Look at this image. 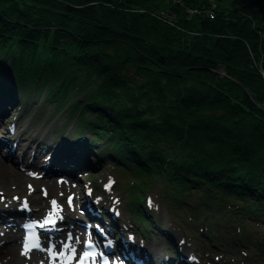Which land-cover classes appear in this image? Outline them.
<instances>
[{"label": "trees", "instance_id": "trees-1", "mask_svg": "<svg viewBox=\"0 0 264 264\" xmlns=\"http://www.w3.org/2000/svg\"><path fill=\"white\" fill-rule=\"evenodd\" d=\"M210 1L0 0V87L67 111L57 136L68 155L130 173L138 225L161 185L181 229L213 249L264 254L262 20Z\"/></svg>", "mask_w": 264, "mask_h": 264}, {"label": "rangeland", "instance_id": "rangeland-1", "mask_svg": "<svg viewBox=\"0 0 264 264\" xmlns=\"http://www.w3.org/2000/svg\"><path fill=\"white\" fill-rule=\"evenodd\" d=\"M215 0H212L210 2H214ZM209 2V3H210ZM216 2V1H215ZM220 4L223 7H229L234 8L235 5H233L232 0H221ZM237 4V3H236ZM238 5V4H237ZM241 7L240 5H238ZM204 11V10H203ZM4 77L3 81L8 83H13V76L10 72V67L7 66L4 71ZM44 99V95L38 99H36L34 96L27 94L25 98L21 99V102H18V105L14 108L13 113L7 114L5 118L1 119L0 122V137H5L8 139H21L24 138L26 140L24 145L22 146V150L14 149L11 147H17L19 145L15 144L13 140L8 141V143H11L9 146L5 147L2 145L0 147V158L2 160H5L4 155L10 154V162L8 163H15V164H21L20 167L27 166L31 164L32 157L35 156V154H38L41 159L45 158V161L49 160V155L45 154V152L50 149H53L52 147H61L62 143H65V140L67 136L65 134L58 135V131L60 132L64 129V125L68 122V115L69 113L65 111L64 113H61L58 110H54L52 107H43L42 101ZM13 109V107H10ZM4 109V107H3ZM8 110V109H6ZM11 111V110H10ZM9 112V110H8ZM22 119V120H21ZM18 124L16 127L15 125ZM25 133H28L25 136ZM3 140V139H2ZM4 142V141H1ZM15 144V145H14ZM13 150V151H12ZM3 152V153H2ZM60 152V150H59ZM2 153V154H1ZM56 153V152H55ZM3 155V156H2ZM28 156V161L24 162V158L22 159V156ZM41 155V156H40ZM59 153L57 152V156ZM50 160V167L52 168L53 172L58 173L57 176H46L45 171L40 166L38 170H36V173L34 176H43V179L38 178H32L29 174L30 169L24 168V171H18L19 173H22L25 182L22 187H17L16 183L13 178H0V202L4 203H12L21 208L23 206V202H28L30 205H32V209L37 211L35 213V216L44 214L48 211H50V204L47 206H36L35 203V197L37 195L36 191L40 192V196L42 197L41 192H43L44 195H47L49 198V201L51 202L55 200L56 195H61L60 190L62 188H66L67 186H73L77 187V191H73L71 193L65 194L63 198V204L67 207L72 209V214L76 213V215L79 216V207L81 206V203H84L86 201V198H90L91 202L88 200V206L92 209L99 212L101 209H107L109 211L114 210L119 213V226L121 230L119 231L120 234L121 231L124 228H127L130 232L127 234V238L123 236L124 239L129 240L128 238L133 241V244L136 243L138 245H142V242L146 244L149 243L148 246H146L148 249L146 250H152L153 252H156L157 250H160V254L165 253V256H168L167 248L168 246L171 248V244L168 242L166 243L164 239H162L161 232L162 230L164 232H168L170 236H172V239H174V242L177 244H181V246L185 249L186 254L184 255V259L186 260H194L196 258L199 261V264H225L222 256L224 254L228 255L226 249L225 251L220 252L218 250L217 252L211 251L210 252H204L201 251L200 248L197 246L199 244L197 241L193 240V237L189 231L186 233L181 232V230L178 227V224L172 219V217L169 215V211H167L166 206L161 202L160 195H161V188L159 186H156L152 188L148 192V199H150V214L153 219L154 227L155 229L152 230L150 233V238L148 240H144L138 233L135 231V226L130 222V213L127 208V204L129 199V196L126 195L124 191V184L121 181V175L119 173L114 172V170H111L109 166L107 165H101V168L98 170H92L90 168H86L87 171L84 169H78L77 171H72L71 169H68L66 167H62L57 164L56 160H58V157ZM7 163V160H5ZM87 163V162H86ZM49 164V163H45ZM13 166V165H12ZM45 166V165H44ZM30 167V166H27ZM76 168V167H75ZM72 171V172H71ZM72 175V176H71ZM58 177H62L58 178ZM64 181L65 183L60 184L59 180ZM117 179V181H116ZM132 179V178H130ZM128 178H124V180L127 182L130 181ZM35 181V182H34ZM113 181V182H111ZM132 181V180H131ZM5 182H8L7 185ZM38 182H50L53 184L51 187H44L43 183L37 184ZM111 183H119L114 188V185L112 188L109 187V192L106 195L105 199L103 201H98L99 197H102L100 195H97L94 193L92 194V191L94 192L93 188L96 185H101L102 187L108 186ZM123 185V186H122ZM92 190V191H91ZM123 196V199L121 198V202L118 198V196ZM35 195V196H34ZM72 198L71 204H69V198ZM121 197V196H120ZM83 198V200H82ZM96 207H95V205ZM99 204V205H98ZM88 206H86L85 210H87ZM114 207V208H113ZM88 212V210H87ZM2 226H8V224H0ZM150 232V231H149ZM133 233V234H132ZM10 234L9 236H11ZM152 235V237H151ZM5 233L1 234L0 238L3 241H0L1 243H4L6 238L9 237ZM13 236V235H12ZM17 239L21 240L20 234L15 235ZM137 242H136V241ZM144 240V241H142ZM15 244V243H11ZM18 248H20V243H18ZM145 244V245H146ZM132 247V246H131ZM160 254H156L155 261H158L160 259ZM183 255H180L179 253V260ZM254 256V257H252ZM194 257V258H193ZM236 258L237 256L234 255ZM251 257V258H250ZM248 261H247V260ZM197 261V262H198ZM3 264V263H2ZM180 264V263H179ZM231 264H264V254L249 252L246 253L245 256L242 255V257L235 259Z\"/></svg>", "mask_w": 264, "mask_h": 264}, {"label": "bare ground", "instance_id": "bare-ground-1", "mask_svg": "<svg viewBox=\"0 0 264 264\" xmlns=\"http://www.w3.org/2000/svg\"><path fill=\"white\" fill-rule=\"evenodd\" d=\"M247 10H249V9H247ZM260 18H261V16H260ZM163 21L168 22V25H170L171 27H176L178 25L177 20H163ZM257 22H258L257 20L253 21L254 29L257 30V33H258V36L260 37V40L262 42H264V22L261 21V24L257 23ZM179 30H180V32H183L181 29H179ZM183 33L186 34V32H183ZM191 35H193V34H191ZM0 83L5 84V83H2L1 80H0ZM7 87L9 89H11L9 86H7ZM2 88L0 87V119H1V117H3L5 115V113H8V114L10 112L13 113L14 108L17 106L15 100L13 99L14 92L11 90L5 92ZM3 107L5 109H3ZM10 107H13V109H11ZM260 107H262V109L264 110V105L260 106ZM6 109H8L9 112ZM0 124H1V122H0ZM1 141H3V140H1V137H0V147H2V145L7 147L11 144V143H8L7 141L6 142L5 141L1 142ZM12 148L15 149L14 146ZM57 152H58L57 149H54V150L52 149L50 151V156L52 157L53 160H55L54 158H56ZM9 155L10 154L5 156L8 160L10 157ZM23 158H24V160H23L24 162L28 161V156H26V155L22 156V159ZM45 163H46L45 158L41 159L38 154H35V156L32 159V163L30 165L31 172L36 173V170H38V168L41 166L43 170H45V171H47V173H49L52 168L49 167V165H47ZM83 165H81V166L83 167ZM16 170H18V169H16V167L14 168L11 164H7L5 162V160H2L0 158V178H13L15 181H17V183H16L17 187H15V189H17L18 187H22L24 182H25V178H24L23 174L19 173ZM5 183L7 185L8 182H5ZM40 183H43V182H38L37 184H40ZM43 185L46 188L53 186V184H51L50 182H44ZM77 190L78 189L76 186L75 187L67 186L65 189L62 188V190H60L61 195H56L55 200H54V201H56V207L54 208L53 215L57 216L59 218L60 223H59V225H57L58 228H54L52 230L53 231L52 235H51L52 238H51V240H49L48 243H51V244L53 243L56 246V248H58L62 252H63V242H64L65 236L68 234H71V235L75 234L72 231L77 232L76 230L80 224V218L82 219L81 216L75 217L76 213H74V216H73L72 215V209L63 204L64 193L68 194V193H71L73 191L76 192ZM41 194H42V197L40 196V192L36 191L35 195H37V196L35 197L34 200H35L37 207L38 206H47V205L52 203V201L47 202V201H49L48 196L46 198H44L43 192H41ZM86 204H87L86 202L81 203L82 206H84ZM0 205H1L0 206V224L9 223V224H12L13 227L17 228V226L21 223L22 216L27 217L28 215H30L27 210H25L24 208H18L16 205L7 204V203H1ZM77 213H78V211H77ZM71 225H75V226H71ZM77 233H79V232H77ZM16 234H18V233L15 231V235ZM0 240L3 241L2 239H0ZM4 242L5 243H15V244H5V243L0 244V264H2V263L3 264H57L58 260H54V261L51 260L50 252L42 253L41 255H39L40 258H37V257L34 258V257L27 256L28 254L25 253L23 251V249L18 248L17 242H19V241L16 240L14 237H11L10 241H4ZM72 243H73V246L79 245V243L77 241H73ZM137 248L140 251L137 250L135 253L140 257H144L143 259H145L147 262L152 263L151 256L154 255V252L152 250H146L145 251L139 247H137ZM130 252H132V251H130Z\"/></svg>", "mask_w": 264, "mask_h": 264}, {"label": "water", "instance_id": "water-1", "mask_svg": "<svg viewBox=\"0 0 264 264\" xmlns=\"http://www.w3.org/2000/svg\"><path fill=\"white\" fill-rule=\"evenodd\" d=\"M238 5L251 11H256L264 22V0H234Z\"/></svg>", "mask_w": 264, "mask_h": 264}, {"label": "built area", "instance_id": "built-area-1", "mask_svg": "<svg viewBox=\"0 0 264 264\" xmlns=\"http://www.w3.org/2000/svg\"><path fill=\"white\" fill-rule=\"evenodd\" d=\"M170 4V6H182L183 4V0H167ZM212 5H214L212 3ZM213 8H215V5L213 6ZM198 11H190L189 14L192 16L194 14H197ZM160 18L164 19V20H176L173 13H171L169 10H165V12L160 14Z\"/></svg>", "mask_w": 264, "mask_h": 264}, {"label": "snow or ice", "instance_id": "snow-or-ice-1", "mask_svg": "<svg viewBox=\"0 0 264 264\" xmlns=\"http://www.w3.org/2000/svg\"><path fill=\"white\" fill-rule=\"evenodd\" d=\"M71 202H72V198L70 197L69 198V204H71ZM52 205H53V207L55 208L56 207V201H52ZM56 221L55 220H53V219H51V218H49L47 221H46V223H55ZM68 240L69 241H71L72 240V236H71V234H69V236H68ZM77 242H78V238H77ZM27 246H28V244H27V241L25 242V248L27 249ZM37 247H38V245H36ZM64 247L65 248H69L70 247V245H68V244H65L64 245ZM72 252H73V254H75V249H72ZM87 255V253H85V256ZM80 264H84V262H83V259H81L80 260Z\"/></svg>", "mask_w": 264, "mask_h": 264}]
</instances>
